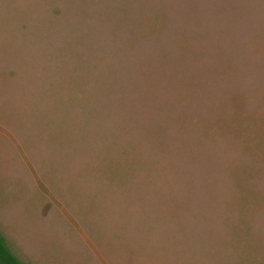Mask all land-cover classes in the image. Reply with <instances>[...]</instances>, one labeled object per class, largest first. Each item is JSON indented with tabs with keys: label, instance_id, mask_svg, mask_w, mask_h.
Listing matches in <instances>:
<instances>
[{
	"label": "rangeland",
	"instance_id": "rangeland-1",
	"mask_svg": "<svg viewBox=\"0 0 264 264\" xmlns=\"http://www.w3.org/2000/svg\"><path fill=\"white\" fill-rule=\"evenodd\" d=\"M0 233L26 264H264V0H0Z\"/></svg>",
	"mask_w": 264,
	"mask_h": 264
},
{
	"label": "trees",
	"instance_id": "trees-1",
	"mask_svg": "<svg viewBox=\"0 0 264 264\" xmlns=\"http://www.w3.org/2000/svg\"><path fill=\"white\" fill-rule=\"evenodd\" d=\"M0 264H26L10 248L8 241L0 233Z\"/></svg>",
	"mask_w": 264,
	"mask_h": 264
}]
</instances>
